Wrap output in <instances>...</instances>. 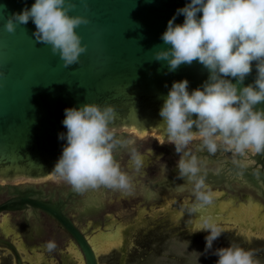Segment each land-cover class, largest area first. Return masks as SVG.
<instances>
[{"label":"water","instance_id":"obj_1","mask_svg":"<svg viewBox=\"0 0 264 264\" xmlns=\"http://www.w3.org/2000/svg\"><path fill=\"white\" fill-rule=\"evenodd\" d=\"M33 2L0 0V215L6 214L11 219L15 216L9 215L11 213L21 215L26 222V232L31 235L38 227H32L30 219L40 220L45 213L69 233L83 264H99L87 231H82L69 213L77 216L79 205L82 211L99 209L96 202L101 193L96 188L83 193L72 188L65 191L67 185L53 171L65 143L58 138L59 133L66 132L61 123L64 109L87 102L113 104L116 118L110 126L117 138L131 136L133 139L132 132H135L141 140L147 141L152 135L158 143H164L159 109L172 82L187 78L191 90L207 79L208 70L196 60L169 70L166 61L154 57L157 49L168 47L160 39L168 20L188 0H70L74 5L70 15L86 16L89 23L76 28L82 37L81 43L87 47L80 54L79 62L69 66L63 64L58 54L52 53L50 45L35 41L32 37L35 25L31 20L18 24L15 32L5 30L7 17L25 5L30 7ZM183 19V15H179L175 23H182ZM255 75L253 67L243 83H251ZM257 107L264 108V102ZM192 130L197 131L195 125ZM198 144L199 140H194L190 150L207 160L209 171L205 182L210 189L224 192L240 189L252 193L264 204V154L250 153L248 167L238 174L239 170L231 164V153L209 154L206 150L198 151ZM120 149L124 147L117 150ZM136 151L142 156V165L176 163L179 159L171 155L162 158L161 151L152 146ZM127 161L129 167L135 166L131 157ZM219 164L223 169L217 174L212 169ZM168 171L157 183L158 190L185 194L189 189L191 192L187 179L177 175V167ZM141 172L136 168L133 173L129 172L133 184H142L141 178L147 181L159 176L158 173L144 176ZM135 189L136 194L121 190L109 193V204L116 210L111 208L104 213H110L104 226L127 223L159 203L176 198H166L162 193L160 202L151 203L150 208L142 207L139 200L133 201L142 193L141 188ZM3 194L7 199L2 201ZM223 198L214 197L212 205L219 204ZM115 201L119 207L111 205ZM187 213L193 215L189 210ZM194 215L201 219L200 215ZM209 215L222 216L213 212ZM101 220L88 218L81 226L93 230L102 227L92 226ZM12 221L21 232L24 230L18 220ZM42 231L44 240L41 242L50 241L52 233L46 228ZM2 245L14 255L15 264L26 263L18 246L1 229Z\"/></svg>","mask_w":264,"mask_h":264},{"label":"clouds","instance_id":"obj_2","mask_svg":"<svg viewBox=\"0 0 264 264\" xmlns=\"http://www.w3.org/2000/svg\"><path fill=\"white\" fill-rule=\"evenodd\" d=\"M73 7L70 0H34L10 14L4 28L12 33L31 20L35 41L50 45L65 66L73 65L87 47L76 28L89 23L86 16L70 15ZM179 15L183 22L175 23ZM160 39L168 47L157 49L154 57L166 61L169 70L194 60L208 70L207 79L191 90L187 78L173 81L159 109L164 139L179 154L177 175L187 179L195 197L189 211L198 212L212 205L214 193L205 182L207 160L188 147L194 140H199L198 151L231 153L238 174L248 167L250 153L264 154V108L257 107L264 102V0H188L168 20ZM253 67L255 79L245 85ZM115 118L110 103L64 109L66 132L58 138L65 143L53 171L75 192L100 186L133 191L132 177L114 155L132 141L114 135L110 125ZM131 158L139 170L142 156L132 149ZM222 169L219 164L212 171L219 174ZM200 230L207 233L204 252L217 257L215 264H254L253 253L243 247H214L224 229L211 215L201 217ZM45 247L51 251L56 245L48 241Z\"/></svg>","mask_w":264,"mask_h":264},{"label":"rangeland","instance_id":"obj_3","mask_svg":"<svg viewBox=\"0 0 264 264\" xmlns=\"http://www.w3.org/2000/svg\"><path fill=\"white\" fill-rule=\"evenodd\" d=\"M212 192L214 197L226 195L222 190L214 189ZM233 197L235 200L239 198L238 203H233ZM229 203V209L222 208ZM191 204L192 197L183 195L181 198L161 202L149 209L148 214L144 212L127 223L110 224L87 231L95 245L97 234H109V231L105 230L114 225L120 226L121 243L113 241V244L95 246L99 264H215L217 257L204 252V236L207 233L203 230L196 231L199 218L187 213ZM218 205L220 207L217 211L222 209L225 214L215 221L224 231L214 242V247H243L253 253L254 264H264L263 202L255 201L254 196L248 192L242 194L241 198L237 194L227 195L219 200ZM255 206H259L261 217L253 216L250 207ZM6 218L11 224L7 236L18 246L26 264H83L78 250L72 243L62 247L57 246L55 242L56 247L51 251L46 247L44 250L35 249L33 243L23 240L22 232L6 214L0 215V231H4L2 222ZM47 242H43V246ZM0 264H15L14 255L1 246Z\"/></svg>","mask_w":264,"mask_h":264},{"label":"flooded vegetation","instance_id":"obj_4","mask_svg":"<svg viewBox=\"0 0 264 264\" xmlns=\"http://www.w3.org/2000/svg\"><path fill=\"white\" fill-rule=\"evenodd\" d=\"M132 135H133V139L131 136H127L125 137V139L127 140H131L132 143L131 145H129L128 147H124V149H120V150H116L114 155H115V158L116 160L119 162V165H120V168L127 172L129 174V172L133 173V171L135 170V166L133 167H129L128 164L129 162L127 161L130 157H131V150L132 149H135V150H140V149H145L146 147L148 146H152L154 147L155 149H159L161 151V157H166L168 155H171L173 157H179V154H177L174 150V145L172 144H169L167 142H164V143H158V139L153 137L152 135H149V138L147 141L146 140H141L138 136L137 133L135 132H132ZM191 146V145H190ZM189 149H193L192 146L191 148L189 147ZM192 151V150H191ZM194 151V150H193ZM124 160V162L122 161ZM121 161V162H120ZM169 163V162H168ZM168 163H162V162H150L148 164H144L141 166V174L146 176L148 175L149 173H158V177L155 178V179H148L147 181H145L144 178H141L143 180V183L139 185V183H135L133 184L134 185V194H136V189L135 187H139L141 188V191L142 193H140L139 195H137L135 197V199L133 201H136V200H139L138 202H140L139 206H142V207H148L150 208V205L151 203L153 204H157L158 202L161 201V194L162 193H165V197L166 198H169V197H182L183 195H189L192 197V204L193 202L195 201V197L194 195L189 192V189H187V193L185 192V194H183V192H178V191H170V190H158L156 187H157V183L161 181L162 177L165 173L169 172L168 170L170 169H173L176 167V163L171 161L169 164ZM131 175V174H129ZM65 182V185H67L64 189L65 191H68V189L71 188V186L64 180ZM67 183V184H66ZM51 187V186H49ZM52 188H55V187H52ZM57 189H59L60 187H57ZM63 188V187H61ZM97 191H99V193H101V198L97 200L96 204H99V209H97V207L93 208L92 211H82L81 208H83L81 205H79V211L75 212L77 213L78 215H73L72 212L69 213V215L72 217V219L74 220V222L77 224L78 227H80V229L83 231H88L87 229H84L82 228L81 226V223L82 222H85L86 219L88 218H96L98 217L99 220H101L100 222H96L95 221V224L92 225L93 227L96 226V225H100L102 227H104V223H105V219L107 220L110 216L108 214L104 215V213L108 210V209H111L113 207L110 206L109 204V193L110 192H114L116 193L117 189H110V188H107V187H104V186H100L98 188H96ZM248 193L247 191H242V190H238V189H234V190H227L226 191V195H232V196H236L239 195V197L241 198V195L242 194H246ZM251 195H253L251 193ZM225 196H222V197H225ZM234 198V197H233ZM233 198H230L233 200ZM255 198V201L257 200V197L254 196ZM7 199V196L6 194H3L2 195V201ZM245 199V198H243ZM237 201H239V198L237 200H235L234 198V204L235 203H238ZM230 202V203H231ZM226 204L224 207L222 206V208H227L229 209L231 204ZM111 205H115L116 207H119V203L117 201L114 202V204H111ZM208 210H206L205 208L203 209H200L198 212H193V215L196 213L198 215H200L201 217L203 216H207L209 214H211L213 211H215L214 214H218L216 216H219V215H224L225 212L223 211H217V209H219L220 205H218V202L214 205H212L211 207L208 206ZM114 210H116L115 208H113ZM258 209L259 206H255L254 208L250 207V210L253 211V216L254 217H261L260 216V212H258ZM74 212V211H73ZM147 214L149 213V210L146 211ZM9 215H15L13 216V220L16 221L18 220L19 223L22 224V226H24V230L22 231V237H23V240L26 242V243H33L34 244V248L35 249H42L44 250L45 246H43V242H41V240L43 241L44 240V236L42 237L41 235L44 233V231H42V229L46 228L48 230V233H52L51 236H49V240L50 241H54L56 242L58 245L57 246H62V247H65L66 244H70L71 243V236L69 235V233L64 230L56 220L52 219L51 217H49L48 215H46L45 213H42V215L40 216V220L38 219H34V218H31L30 219V225L32 227H38V230L37 229H33V232L32 234L30 235L29 232H26V222L25 220L22 218L21 215H18L16 213H11ZM189 215H192V214H189ZM229 216V215H228ZM215 218V220L218 218V217H213ZM9 219H4V221L2 222V227L4 229V232L5 234H7V231L9 230V225H11L9 222H8ZM253 223V222H252ZM255 223V222H254ZM259 223V222H258ZM98 227V226H96ZM105 231H109V234H103V233H99L97 234L96 236V241L94 247L96 245H104V244H113V241L115 242H120L122 241V235H121V231H120V226H116L114 225V227H111ZM2 233H3V230H2ZM3 236V235H2ZM47 237V235H46ZM48 241V240H47ZM3 248L4 245H2ZM7 249V248H5ZM47 254V253H46ZM26 264V263H25Z\"/></svg>","mask_w":264,"mask_h":264},{"label":"snow or ice","instance_id":"obj_5","mask_svg":"<svg viewBox=\"0 0 264 264\" xmlns=\"http://www.w3.org/2000/svg\"><path fill=\"white\" fill-rule=\"evenodd\" d=\"M243 179V177H241Z\"/></svg>","mask_w":264,"mask_h":264}]
</instances>
